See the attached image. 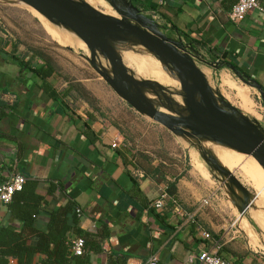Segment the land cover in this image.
<instances>
[{
  "label": "crops",
  "instance_id": "obj_1",
  "mask_svg": "<svg viewBox=\"0 0 264 264\" xmlns=\"http://www.w3.org/2000/svg\"><path fill=\"white\" fill-rule=\"evenodd\" d=\"M136 1L204 54L231 62L264 88V12L253 9L233 22L229 11L236 0ZM260 4L264 6V0ZM2 27L0 183L15 173L59 182L56 197L48 196L50 208L74 199L81 208L80 227L99 239L88 244L90 248L99 244L101 249H91L87 264H143L152 254L158 255L160 264H199V252L218 241V253L232 264H264V254L253 249L240 227L231 222L232 215H238L239 199L232 197L233 201L218 191L221 187L195 147L174 143L167 128L126 103L128 118L112 120L99 108L97 98L88 94L90 85L80 80L78 68L73 64L69 68L67 52L61 50L55 59L51 51L25 50ZM72 37L74 46L62 45L80 52V39ZM13 44L18 45L16 49ZM47 58L53 72L39 75L35 68L49 67ZM224 75L240 84L231 69L223 67L213 73L221 86ZM237 98L240 109L258 119L248 92L238 89ZM115 138L118 146L112 147ZM206 146L229 169L239 167L259 190L264 187V181L260 185L264 168L254 158L224 143ZM138 170L145 175L138 176ZM169 182L176 184L174 197L167 191ZM215 188L217 199L203 207V198ZM41 192L46 193V189ZM164 192L163 205L155 210L158 216L150 207ZM261 195L258 204L262 203ZM166 200L174 206L165 208ZM164 208L169 209L166 216ZM257 211L254 216L261 226ZM47 217L41 216L42 227H46ZM7 219V204L0 202V223ZM41 257L36 255L33 264H39Z\"/></svg>",
  "mask_w": 264,
  "mask_h": 264
},
{
  "label": "water",
  "instance_id": "obj_2",
  "mask_svg": "<svg viewBox=\"0 0 264 264\" xmlns=\"http://www.w3.org/2000/svg\"><path fill=\"white\" fill-rule=\"evenodd\" d=\"M10 1L16 3V0H0V3ZM19 1L54 23L72 29L91 49L95 58L97 49L99 64L88 58L90 64L137 112L161 124L175 136L188 140L201 137L211 144H227L251 156L264 168V126L258 119L244 113L239 105L232 104L224 92L225 88L213 77L216 70L223 67L231 69L242 82L256 89L264 102V88L234 64L204 54L180 32L160 22L136 0H105L117 16L107 14L85 0ZM120 34L136 37L140 46L148 49L176 73L187 95L189 115L165 112L146 99L141 87L148 84L133 76L123 58L108 43L109 36L117 38ZM107 64L112 72H108ZM192 144L189 146L202 150L199 145ZM224 173L245 194V198H240L244 213L250 205L248 190L232 171ZM249 222L258 229L254 219H249Z\"/></svg>",
  "mask_w": 264,
  "mask_h": 264
},
{
  "label": "rangeland",
  "instance_id": "obj_3",
  "mask_svg": "<svg viewBox=\"0 0 264 264\" xmlns=\"http://www.w3.org/2000/svg\"><path fill=\"white\" fill-rule=\"evenodd\" d=\"M86 1L92 6L102 9L107 14L116 15L115 12L104 0ZM15 2L16 3H14L13 1H10L9 3H0V25L3 26L2 28H4L7 33H10L12 35V39L18 42L20 47H23L25 50L41 49L47 52L51 51L53 52V58L57 57V54H60L61 50L63 52H67V63L69 65V68L72 69V64L78 68L80 73H77L75 71V68H73L72 72H75L80 75V80L89 83L90 87L88 88L87 92L90 97H95V99L97 98V105L102 110V112H104L105 115L107 114V116H111L112 120L114 121H125V119L128 118V107H125V103H128L114 91V89L101 76L98 70L90 64L88 58L86 57V55L89 54L88 56H90L92 61H96V63L99 64V51L97 49L95 50L97 53L95 58V55L93 54L91 49L86 46L87 44L79 37V35L73 33L74 31H72V35H75L76 39L79 38L80 42H84L86 47H80L82 45L78 42V44L80 45L78 46L80 47V52H76L73 51V49H69L67 46L62 45L73 44L74 38L72 37V35H69L66 32L60 30L57 26L54 25L53 21L43 16L34 8L27 6L26 3L21 2L19 0H16ZM57 25L60 26L61 24ZM113 37L114 36H109L110 42L114 41ZM58 42L61 44H59ZM115 44H117V47L119 49V55L123 58L124 62L146 66L148 70H152L149 71V74H151V76H156L157 70H162V67L164 68L163 64L159 63L156 60L159 59L158 57L154 56V54H152L148 49L140 46L139 43L131 41L129 37L116 38ZM136 57H138L140 62L137 61ZM165 68L167 70H171L167 66ZM131 72L132 74H135L134 71ZM166 73L176 77V74L174 72ZM138 74L139 72L135 75ZM139 76L144 75L139 74ZM221 81L223 87H226L224 89L226 96L229 98L230 102L236 106L239 105V101L237 98V90L241 89L243 91L246 90L248 92L250 98L253 101L254 108L257 112L258 120L264 126V105L261 103L262 99L259 95V92L256 89L250 88L249 86L245 85V83L241 80L239 81L240 84L235 83L228 75H224L223 77L221 76ZM184 97L187 98V96ZM167 112L172 113L171 110H167ZM171 136V141H173L174 143L188 145H193L192 143L197 144L202 149V153H204L207 157L213 158L215 156L216 159L220 160L216 155L213 154L209 147L205 146L207 142L211 143L208 140H203L201 139V137H191V140H188L186 138L180 136L178 137L172 134ZM184 148L188 151V147ZM187 156L190 161L188 154ZM199 158L203 162L206 169L209 171L210 175L214 177L218 186L221 187L220 189H218V191H221V194L226 193L228 196H230L231 200H233L232 197L236 196L245 198V194L242 192V190L232 184L229 176L226 173L218 171L217 168L210 166L211 164L208 165L207 162H205V160L200 155ZM206 161L209 162V160L207 159ZM230 170L234 172L235 176L240 179L244 187H246V189L248 190V200L250 203L248 210L243 213V203L241 200H239L237 205L238 207H235L238 215H232L233 219L231 220V222L236 220V228L238 229L240 227L239 230L242 233L244 232L243 235L245 236V240L250 244L253 249L255 248L260 253L264 254V230L260 227L259 223L257 222L254 216V211L259 210L256 213L260 216V223L264 227V190L262 191V198H259L262 203L258 204L259 201L256 197H258L260 193L259 187L255 186L251 180L246 179L243 176L239 167H230ZM207 177H209V175ZM263 181L264 179L261 180L260 185H263ZM232 192H236V196L233 195ZM252 201H254V203ZM228 208L231 207L228 206ZM251 218L254 219V222L258 226L259 231L256 230L254 226L249 222V219Z\"/></svg>",
  "mask_w": 264,
  "mask_h": 264
},
{
  "label": "trees",
  "instance_id": "obj_4",
  "mask_svg": "<svg viewBox=\"0 0 264 264\" xmlns=\"http://www.w3.org/2000/svg\"><path fill=\"white\" fill-rule=\"evenodd\" d=\"M17 46L13 44L15 49ZM45 61L50 69L36 66L35 72L39 75H50L53 72L51 60L47 58ZM17 62L24 64L21 58H18ZM24 177L25 182L22 188L16 190L7 203V221L0 223V264H8L12 259H15L18 264H33L36 255H42L39 264L89 263L91 249L100 251L101 247L99 244L93 248L88 246L89 243L99 239L94 233L80 227L82 215L78 203L69 198L66 203L61 202L56 208H50L48 196L56 197L61 184L51 178L45 180L28 175ZM43 188L46 189V193L41 192ZM167 191L174 197L176 184L169 182ZM164 202L165 208L170 209L174 206L170 200ZM150 208L156 215L161 216L155 211L158 208L155 202ZM165 208L161 213L166 216L169 209ZM43 214L48 215L46 227H42L40 222ZM78 237L84 241L83 252L79 255L72 251L73 241ZM219 255H221L220 252ZM122 264H126V261Z\"/></svg>",
  "mask_w": 264,
  "mask_h": 264
},
{
  "label": "bare ground",
  "instance_id": "obj_5",
  "mask_svg": "<svg viewBox=\"0 0 264 264\" xmlns=\"http://www.w3.org/2000/svg\"><path fill=\"white\" fill-rule=\"evenodd\" d=\"M110 8H111V6H110ZM116 16H117V14H116ZM61 27H63L67 32L72 34L73 30L70 29L69 27H67L65 25H62ZM73 33L77 34L76 32H73ZM119 36L122 37V38L129 37L131 41H135V42L139 43L138 39H136V37H134L132 35L120 34ZM117 38H119V37H117ZM113 39H114V41L110 42L109 41V37H108L107 38L108 43L111 44L115 48L117 53L119 54V49L117 47V44H115L116 37H113ZM79 44H81L83 47L85 46V44L83 42H80ZM69 48H72V47L69 46ZM103 58L105 59V61H107L105 57H103ZM136 59H137L138 62H140L138 57H136ZM156 60L159 63H162L163 66H164V68L162 67V70H157L156 76H151V74H149V71H152V70H148L147 67L144 66V65H136V64H133V63H129V62H125V64H126L127 68L129 69V71H134L135 74L139 72V74L144 75V76H139V74L138 75L133 74V76L137 80L139 79V81H142V82H145L146 84H148L146 86H142L141 87V92L146 97V99L148 101H150L156 107L160 108L161 110H163L165 112H167V110H171L172 114L189 115L188 100H187L186 97H184V96H187V95H186L185 90L182 88V86H181V84H180V82L178 80L177 75H176V77H174V76H171L170 74H167L166 72H173V70H167L165 68L167 65H165L163 61H161L160 59H156ZM108 69H109L108 72H112L110 70V66L109 65H108ZM240 94H241V96L244 98V100L246 102L249 101L247 95L244 92L241 91ZM197 99H199V96H197ZM248 103H245V105L247 106L248 109H251V106ZM197 152L205 160V162H207L208 165L211 164L210 166H213V167L217 168L218 171L223 172V173L225 171H232L225 164H223L221 162V160L216 159L215 156L213 158H209L204 153H202V151H197ZM206 159L209 160V162H211V163L206 161ZM221 169L225 170V171H222ZM263 189H264V187H262L259 190V192H260L259 194H261ZM232 193L236 196V192L235 193L232 192ZM237 198L240 200L241 197L238 196ZM252 202L254 203V201H252ZM261 226H262V224H261ZM263 229H264V227H263ZM257 230L259 231V228Z\"/></svg>",
  "mask_w": 264,
  "mask_h": 264
},
{
  "label": "built area",
  "instance_id": "obj_6",
  "mask_svg": "<svg viewBox=\"0 0 264 264\" xmlns=\"http://www.w3.org/2000/svg\"><path fill=\"white\" fill-rule=\"evenodd\" d=\"M259 9L260 11L264 12V6L260 4V0H236L234 5L232 6L231 10L229 11V18L233 22H238L242 20V18L251 10ZM118 146V140L112 142V147ZM138 176H144L145 173L143 170H138L136 172ZM25 182L24 175L20 173L13 174L8 180L5 182L0 183V202L7 204L11 198L13 193L16 190L22 188V185ZM167 196V193L164 192L162 198L156 200L155 204L157 207H162L163 199ZM217 199L216 190L210 191L205 198H203L201 204L203 207L212 205L213 202ZM178 211H181L178 209ZM237 221H233V225L236 224ZM205 237H210L209 232H204ZM83 244L84 241L82 238H76L72 244V250L75 254L79 255L83 252ZM219 241L215 243V245L211 248H204L202 249L197 258L199 264H232L229 260L223 258L218 253L219 248ZM193 259V258H192ZM8 264H18L15 259H12ZM128 264V263H127ZM143 264H160L159 257L157 254H152L149 256Z\"/></svg>",
  "mask_w": 264,
  "mask_h": 264
}]
</instances>
